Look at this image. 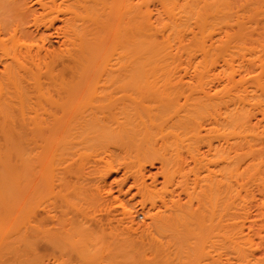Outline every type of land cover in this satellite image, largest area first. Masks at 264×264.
<instances>
[{
	"label": "bare ground",
	"instance_id": "1",
	"mask_svg": "<svg viewBox=\"0 0 264 264\" xmlns=\"http://www.w3.org/2000/svg\"><path fill=\"white\" fill-rule=\"evenodd\" d=\"M32 1L29 6L24 0H0V204H17L16 209L19 205L22 226L17 240L23 264H38L36 203L52 186L58 153L67 151L62 147L66 145L62 128L71 126L68 130L83 137L79 140L83 145L87 130L107 126L109 120H129L136 103L145 107L155 102H136L128 95L124 103L117 97L119 103L114 104L109 99L116 92L111 89L167 86L181 95L186 92L182 99L156 106L184 132L187 127L196 136L199 129L205 132L199 139L206 142L207 151L200 160L191 156L194 181L186 191L198 199V207L206 205L207 198L210 205L254 203L264 217V0ZM29 19L43 32L32 33ZM51 38L60 39V46L49 51L45 46ZM23 75H29L32 91L25 87ZM13 103L15 116L9 110ZM136 175V191L144 192L146 181L141 173ZM141 202L148 223L140 229L126 209L127 232L132 237L140 232V239L165 253L169 260L164 264L171 260L170 264H195L197 243H203L196 237L200 208L197 213L183 210L172 201L154 212L153 204L145 209ZM237 229L231 243L234 258L229 253L225 261L217 256L212 263L264 264V251L256 254L264 250L256 248L264 245L262 235L256 246L253 238ZM253 229L247 231L250 236L263 230ZM200 247L202 253L204 246ZM200 263L201 259L196 264Z\"/></svg>",
	"mask_w": 264,
	"mask_h": 264
},
{
	"label": "rangeland",
	"instance_id": "2",
	"mask_svg": "<svg viewBox=\"0 0 264 264\" xmlns=\"http://www.w3.org/2000/svg\"><path fill=\"white\" fill-rule=\"evenodd\" d=\"M32 2V0H24V3L29 6ZM31 21H29L30 24L32 23L30 31L35 35L42 33L43 29L39 28L36 30ZM48 33L52 32L49 31ZM51 39L54 40L52 41ZM51 39V42L48 40L49 42H46L47 46H45L49 47V51L56 50L60 46V39H57V42L56 38ZM24 77H26V80H22L26 81L28 85L24 83L25 87L31 90L29 86L32 85L30 84L29 75ZM140 86L132 91H124L123 89L114 91L111 89L109 90L111 93H116L111 95L109 100L112 99V103L115 104L119 103V98L121 100L120 103H124L126 100L124 98L130 95L136 99V102L141 99H149L155 102L151 106L145 107L136 103L130 112L129 120L123 118L117 123H110L111 120H109L107 126H99L102 128L97 127L93 131L92 129L87 130L84 133L87 142L84 140L83 145L79 144L82 143L79 140H82L83 137L78 139V137H75L76 134L73 130H68L71 126L69 127L68 125L62 128H65V131L62 130V145H67V147H65L66 145L62 146L64 149L67 148V151L65 149L62 152L69 151L70 153L64 152V156H61V151L58 153L60 156L54 160L56 161L55 165H53L54 170L52 168V171H54L51 177L52 186L39 196L38 203H36V239L38 248L35 260L38 264L41 261L43 262L42 264H152L155 261L154 258L160 260L159 262L155 261V263L164 264L165 261L169 260L165 253L160 254V251L151 247L144 238L140 239V232L132 237L129 231L127 232V228H125L127 226L126 223H128V216H124L125 213L123 211L126 209L132 211V220L135 224L137 223L136 225L140 229L143 230L144 228L142 227L148 223L144 215L145 210L142 211L140 209V201L145 203V209H151L153 204L154 208L152 210L154 212L163 209V202L169 207L172 201L178 203L183 210L191 208L197 213L196 209L200 208V214H196V217L200 216L201 224L195 223L196 228H198V230L196 229L197 231L195 230L197 235L195 236L198 237L197 240L203 242L197 244L204 246L201 253V247L198 245L200 250L198 249L199 256H197L201 259L200 264H211L212 261L215 263L217 256L223 262L227 255L229 256V253L231 257L233 256L231 255V243L236 240L234 235L237 232L236 226L239 227L243 234L245 232V235L247 233L249 238H253L252 241L254 240L253 243L256 246H258V242L261 243L258 237L264 238V217H261L260 212L258 213L260 210L258 204L250 203V205L244 204V206L237 203L210 205L208 198L207 201L201 197L202 200H206V205L208 206L203 203L201 208L198 207V199L186 191L185 188H191V184L194 181L191 170L194 163L191 160V156L194 158L196 156L195 159L200 160L199 157L205 156L207 151V146H204L206 142L202 141L200 136L202 133H204L202 136H205V132L199 129V135L196 136L194 132L188 131L189 127L186 128L187 132H184L179 125V127L172 125L167 120L166 113L161 115V110L156 108V106H159L157 103L167 102L169 99H178V97L182 99V96L187 93L185 92L181 95V92L173 91L172 87L167 89V86H159L153 90H144ZM109 91L107 92L108 94ZM119 95L122 96L119 97ZM9 110L14 116L16 115L17 108L15 103L11 105ZM12 121H15V118ZM192 129H195V127ZM68 132H71V134ZM66 134L69 138L65 139ZM84 135L81 134L79 136ZM199 137L201 138L199 139ZM72 138L76 141L74 142ZM76 145H81L84 148L81 146L76 147ZM69 147H71L70 150H68ZM162 160L166 161L163 167H161ZM137 172L139 173L137 175L141 173V176L144 177L143 180L146 181V193L145 191H136L137 187L134 184L133 176ZM198 183L197 185H200V182ZM141 193L143 194L141 195ZM139 194L143 197L142 199ZM146 199H149V201ZM42 200L44 201L42 202ZM143 200H146L147 204ZM11 206L13 207L14 204L6 207L0 204V264H23L19 259V241L17 240L19 239L18 233L20 232L19 227L21 228L22 226L20 225L22 224V221H20L22 219L19 215V205L18 209L15 206L10 209ZM14 211L16 214L13 213ZM1 213L6 214V217L2 216ZM260 224L262 225L260 226ZM257 227H262L263 229L261 230L262 232L260 231L259 236H250L247 231L250 229L255 230ZM203 229H205L204 234L202 232ZM224 230L226 235L224 234L223 237L218 235V232L221 233ZM207 232H210L209 235H207ZM211 233L213 234L211 235ZM204 236H206V240ZM208 238H210V241H208ZM261 241L264 243V240L261 239ZM261 244L260 247H255L262 248L264 245L262 244L261 246ZM260 250L264 251L262 249L256 250L258 251L256 254L264 253ZM164 256L168 258H164ZM254 256L257 257L258 255L256 256L254 253ZM198 257H196L198 260H196L195 264L199 263L200 259ZM233 258H231V262L235 261ZM171 261L168 263L170 264ZM155 263L153 262V264Z\"/></svg>",
	"mask_w": 264,
	"mask_h": 264
}]
</instances>
